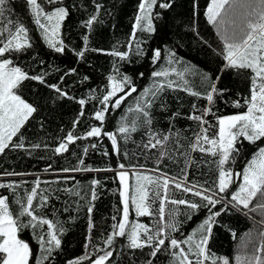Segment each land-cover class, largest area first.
I'll return each instance as SVG.
<instances>
[{
    "label": "trees",
    "instance_id": "obj_1",
    "mask_svg": "<svg viewBox=\"0 0 264 264\" xmlns=\"http://www.w3.org/2000/svg\"><path fill=\"white\" fill-rule=\"evenodd\" d=\"M38 2L46 10H51L53 7L47 4L46 0H38ZM139 2L140 0H60L58 6L65 7L69 12L62 22L59 37L65 44L62 53L49 49L42 40L24 0H8L6 11L0 17V37H3L0 38V47L7 42L8 30L14 31L12 25L7 23L9 20L13 23L23 22L26 25L32 44V47L25 52L5 53L0 59L12 60V66L20 67L29 76L44 74V83L27 79L18 88V94L34 106L36 111L10 142V144H18L22 139L24 147L10 146L0 153V183L19 185L15 192L7 187L0 188V195L9 198L10 211L16 213L19 209V205L15 203L17 197L24 199L26 206V194H29L35 182L39 181L40 191L49 196V201L47 207L40 209V198L34 197L33 206L37 208L35 214H42L52 219L55 212V219L62 222L65 229L63 235H58L62 242L61 248L53 253L52 259L46 261V264H67L68 261L82 257L86 253L88 258L83 260L82 264H90V261L103 255L104 250L113 252V256L109 261H105V264H149V262L169 264V255L166 252L161 251L156 257H152L149 255L151 249L148 247L142 250L129 248L126 237H114L115 242L111 247L105 245L106 236L112 233L111 226L116 223L112 216L119 210L117 219L122 218L123 205L119 196L122 186L118 172L127 171L129 184L132 186L135 182L134 175L143 170L150 173L153 181L162 174H167L168 177H175L177 181L211 185L218 177L214 163L217 157L199 149L192 150L189 146V141L195 140V133L199 128L197 122L188 117L200 114V111L193 113L191 106L196 104L199 110L212 107L214 115L205 117L210 125L215 126L209 130L210 137L218 132L216 119L218 116L242 114L246 111L243 98L250 97V76L253 74L251 70L221 71L226 63L221 55L224 41L216 31L215 25L209 23L207 19L206 12L211 0H172V6L167 10L160 9L158 5L154 6L153 11L161 14L160 18L154 21L155 31L146 33L137 30L143 56L136 55L135 49H129L126 43L132 33ZM97 4L102 6L98 12ZM92 14L97 15V22H94L92 28L84 27V23ZM228 15L224 14L223 18ZM193 28L195 32L192 31ZM84 36L89 37L88 50L81 58L76 53L85 48ZM113 46L128 51L129 58L121 61L118 57L105 54L110 53ZM156 48L162 50V58L153 64L152 50ZM92 49H103L105 52ZM166 49L173 50L181 63L169 66ZM184 65L201 74L185 73V79L191 82L193 90L201 93L206 91L202 83V74H207L211 80H215L216 76L220 75L221 79L217 87L227 91L215 98L214 105H208L205 99H197L175 86L166 89L161 99L150 109V113L151 130L161 138L163 135H168L169 140L155 148H145L144 144L148 142L149 137L143 127L132 132L130 139H125L124 135L118 132V127L121 124L131 127L129 120L133 117V113L128 109L135 107L136 98L144 88L152 87L156 79L151 77L152 71L160 70L162 67H175L177 71H184ZM117 67L121 75L132 78L137 92L126 97L119 108L112 109L111 105L124 94L118 92L108 103L109 110L105 113V121H97L95 112L103 109V96L107 94L106 89L111 90L108 77L114 76L116 80L121 78L116 73ZM71 69L76 71L66 75ZM140 73H143V77ZM62 76L63 81L60 79ZM168 79L175 80L177 84L181 83L175 73L170 72ZM159 80L162 81L163 78ZM52 84L58 85L66 95L60 96L55 89L49 87ZM80 99L85 100L83 115H80L82 110V106L78 103ZM236 102L241 104L240 108L234 107ZM161 103L165 104L163 110ZM77 120L78 123L74 128L73 123ZM94 126L101 128V135L87 137V131ZM69 132L79 138L68 143L66 137ZM105 132H111L116 136V149H113L112 141L104 135ZM239 139L244 151L237 156L235 164L225 167L230 166L234 171L242 173L246 162L257 151V145L264 147V138L254 144L243 140L242 137ZM61 142L68 144V150L55 153V148ZM205 147L209 146L205 145ZM162 152L165 154L161 155ZM121 164L124 165L123 169L120 168ZM85 167L91 170L71 171ZM66 168L70 171H63ZM182 169L186 170V175L182 174ZM93 180L98 181L95 186L97 195L95 201H92L91 181ZM240 183L242 176L236 177L235 185H230L225 195L226 200L230 199L231 193ZM145 184L147 185V182ZM147 186L152 187V185ZM65 189H74L79 195L66 192ZM170 189L176 199L199 200L191 193L184 194L171 185ZM89 203L94 206L91 217L94 226L91 230L88 227ZM158 206V202L152 204L150 211L153 214L148 216L137 217L134 211L130 212L131 222L135 218L139 223L155 230L159 219L155 212ZM176 207L167 204L166 214ZM220 207L221 205H218L213 210L219 211ZM65 208L68 211H64ZM179 209L184 211L186 206L181 205ZM206 215V210H201L192 220L184 223L182 226L184 236L186 237L196 228ZM20 219L27 223L28 218ZM177 219L183 217L177 216ZM217 219L219 223L213 226V233L206 246L209 254L227 259L229 264H257V258L264 261V194L257 193L250 200L247 209L243 206L239 208L229 206ZM172 236L179 238L180 232H174ZM18 238L29 243L34 257L40 255L31 228L19 232ZM142 238H144L143 234ZM156 238H164L166 243L168 242L166 235ZM86 244L89 245L87 248ZM190 259L194 260L195 257L192 256ZM30 264H35V258ZM206 264H211V259Z\"/></svg>",
    "mask_w": 264,
    "mask_h": 264
},
{
    "label": "snow or ice",
    "instance_id": "obj_2",
    "mask_svg": "<svg viewBox=\"0 0 264 264\" xmlns=\"http://www.w3.org/2000/svg\"><path fill=\"white\" fill-rule=\"evenodd\" d=\"M8 0H0V17L4 15L7 8ZM28 9L32 22L35 24L42 40L47 44L49 49H53L56 53H62L65 49V44L60 39L62 22L65 21L69 15L68 10L63 6H58L60 0H46V3L52 5L51 10H46L38 0H24ZM230 0H212L207 8V19L209 23H215L221 30V35L224 40L223 50L221 55L226 62L221 71L236 70H251L253 75L250 76V97L243 98V106L246 111L242 114H234L230 116H218V132L213 136H209L210 128L215 126L210 125L205 117L210 114L214 115L212 107H205L199 110L196 104H193L192 111H200L199 115L193 114L188 117L198 124L199 131L195 133V140L189 141V146L192 150L199 149L201 152H207L217 157L214 161L218 171V177L211 185L191 183L186 181H177L175 177H168L167 174H162L157 177L155 181L149 176H137V184L132 186L129 184L128 173L124 171L118 172L122 190L119 192L120 200L123 205V215L119 220V210L117 214L112 216V233L106 236L104 241L107 247H111L115 240L114 237H126L128 240V247L131 249H143L148 247L151 249L149 255L156 257L159 252L164 251L169 255V264H206L211 259V264H229V261L224 258H217L214 254H209L207 245L209 238L213 233V226L218 224V217L227 211L228 207L239 208L243 206L245 209L249 208L250 200L257 195V193L264 194V147L257 145V151L252 155V158L246 162L243 172H236L230 166L225 165L235 164L237 156L244 151L243 144L239 138L255 143L264 138V0H260L261 10L257 13V19H249L246 21V27L241 29L242 35L236 37L235 32L229 35L224 30L225 20L222 16V10L225 5L229 4ZM160 9L167 10L172 6V0H140L138 5V13L134 17L132 26V33L130 38L126 41L129 49L134 48L136 55L143 56V49L141 48V41L137 36V30L152 33L154 29V21L159 19L161 14L154 12V6ZM102 6L97 4V12ZM97 15L92 14L90 18L84 23V27L92 28L94 22H97ZM8 25H12L13 30H8L7 42L0 47V56L5 53L25 52L32 47L31 37L29 36V29L23 22H16L9 20ZM192 31L195 32L193 28ZM3 38V37H0ZM89 37L84 36L83 40L85 48L78 51L77 56L83 58L87 49V42ZM97 52L104 53L103 49H92ZM113 57H118L119 60L124 61L129 58V52L120 50L113 46L110 53H105ZM168 57V65L181 63L177 58L176 53L171 49H166ZM162 58V50L156 48L152 50V63L156 64ZM13 61L10 59H0V153H3L6 148L10 146L13 148H23L24 142L21 139L18 144H10L13 137L17 136L21 128L29 120L36 108L30 103H27L18 94V88L21 83L27 79L37 80L44 83V74L29 76L22 71L20 67L12 66ZM116 73L121 76L119 80L116 77L109 76L108 81L111 90H107V94L103 96L102 110L95 112V119L97 121H105V113L109 110L108 103L113 96L118 92L124 94L119 96L111 105L112 109H117L126 97L131 96L132 93L137 92L133 86L132 78L127 75H121L117 67ZM76 69L69 70L66 75L74 73ZM171 73H175L181 83L177 84L175 80L168 79ZM191 72L192 75H201L196 71H192L187 65H184V71H177L175 67H162L160 70H154L151 73L153 81L152 87L144 88L143 92L136 98L134 108H129L128 111L133 113L129 123L131 127L124 124L118 127V132L124 135L125 139H130V134L136 132L138 128L143 127L148 132V142L144 144L145 148H155L161 145L164 141L169 140L168 135H163L162 138L151 130L152 119L150 109L161 99L162 93L166 89L175 87L187 92L189 95L197 99H205L208 105H214L215 98L222 96L227 89H220L217 87L220 75H217L215 80H211L207 74H202V83L206 87L204 93L193 90L191 82L185 79V73ZM143 77V73H140ZM159 78H163L162 81ZM61 81L64 77L62 76ZM87 79V77H85ZM50 88L55 89L60 96H65L66 93L61 91L58 85H49ZM127 89V91H125ZM78 103L82 106L80 115H83L84 99H80ZM234 107L240 108L241 104L236 102ZM165 108V104L161 103V109ZM177 115V114H174ZM77 121H74L75 128ZM207 125V127L205 126ZM87 137H99L101 135L100 127H92L87 131ZM108 138L112 141L113 149L117 147L116 136L111 132H105ZM218 137V139L216 138ZM74 133L69 132L66 140L72 143L75 139ZM153 140L155 143H153ZM208 145L209 147H205ZM239 145V146H237ZM39 147V145H34ZM95 147V145H92ZM68 150V144L61 142L55 148V153H61ZM87 152V149H85ZM107 154V153H105ZM165 153H161L164 155ZM83 163V161H81ZM187 163V160H186ZM121 164L120 168L123 169ZM90 171L89 168H77L71 171ZM68 172L69 169H63ZM182 174H187L185 169L181 170ZM242 176V183L238 188L231 193L230 199L226 200L225 195L228 193L230 185L236 184V177ZM147 182L146 184L141 183ZM98 181H91L92 185V201L97 199L95 186ZM171 187L182 191L184 194L191 193L192 196L198 197L199 200L176 199L174 193H171ZM9 188L15 192L19 185L0 183V188ZM64 191L71 194L79 195L74 189H65ZM162 192V194H161ZM39 196V208L47 207L49 196L40 191L39 181L35 182V186L31 188L29 194H26V206L24 199L17 197L15 203L19 205L16 213L10 211L9 198L0 195V264H30L31 260L35 258V264H46L53 257V253L61 248V239L58 235H63L65 229L62 222L55 219V212H53L52 219L40 214H35L37 208L33 206L34 197ZM158 202V209L155 210L158 214V221L155 230L140 223L130 221V212L134 211L137 217H143L153 214L150 210L152 204ZM172 204L177 206L173 210H169L166 214V205ZM186 206V210L181 211L179 206ZM218 205H221L219 211H214ZM206 210L207 215L197 224L187 236L182 232V226L187 221L192 220L193 216L199 211ZM254 210V209H253ZM64 211H68L67 208ZM94 206L89 203L87 206V213L89 215L88 227L93 228L92 214ZM167 215V219H166ZM177 216L183 219H177ZM26 217L27 223L20 219ZM129 224L131 227L129 228ZM46 226V230H44ZM26 228H31L40 249V255L34 257V253L30 248L28 242L18 238V233ZM180 232V237L172 236V233ZM142 234L144 238H142ZM167 236L168 242L164 238L157 239V236ZM89 245H85L87 248ZM185 246H187L185 248ZM178 250V251H174ZM113 256L112 251L104 250V254L90 261V264H105L109 258ZM194 256L195 259H190ZM87 253L74 260H70L67 264H82V261L87 259ZM151 264V262H149ZM257 264H264L257 258Z\"/></svg>",
    "mask_w": 264,
    "mask_h": 264
},
{
    "label": "rangeland",
    "instance_id": "obj_3",
    "mask_svg": "<svg viewBox=\"0 0 264 264\" xmlns=\"http://www.w3.org/2000/svg\"><path fill=\"white\" fill-rule=\"evenodd\" d=\"M260 10H261L260 0H230V3L225 5V8L222 10V16H224V14H229L226 18H224L225 20V24L223 26L224 30L227 31L229 35H232L233 32H235L236 37L239 38V36L242 35L241 29L246 27V21L248 19H253V20L257 19L258 18L257 13ZM213 24L215 25L216 31L219 33V36L223 40L220 28L217 26V24L215 23ZM137 176L150 177V173L147 172V170L137 172L133 177V179L135 180L133 186L137 184ZM141 183L145 184L146 182L142 181ZM122 215H123V211H122ZM132 222L139 223V221L136 220L135 218L133 219ZM130 227L131 224H129V228Z\"/></svg>",
    "mask_w": 264,
    "mask_h": 264
},
{
    "label": "water",
    "instance_id": "obj_4",
    "mask_svg": "<svg viewBox=\"0 0 264 264\" xmlns=\"http://www.w3.org/2000/svg\"><path fill=\"white\" fill-rule=\"evenodd\" d=\"M124 172L128 173L127 171L123 170ZM128 178H129V173H128Z\"/></svg>",
    "mask_w": 264,
    "mask_h": 264
}]
</instances>
